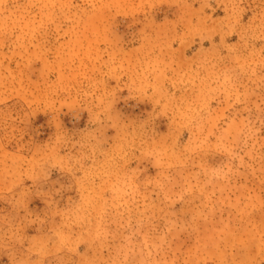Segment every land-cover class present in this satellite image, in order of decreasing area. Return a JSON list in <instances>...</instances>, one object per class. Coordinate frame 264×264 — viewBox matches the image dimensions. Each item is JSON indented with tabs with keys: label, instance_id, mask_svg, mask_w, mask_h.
Returning a JSON list of instances; mask_svg holds the SVG:
<instances>
[{
	"label": "clouds",
	"instance_id": "1",
	"mask_svg": "<svg viewBox=\"0 0 264 264\" xmlns=\"http://www.w3.org/2000/svg\"><path fill=\"white\" fill-rule=\"evenodd\" d=\"M28 4L42 25L67 14L63 0ZM171 5L186 10L152 18L126 47L119 37L68 92L71 127L38 158H9L0 264H177L181 236L197 238L184 264H264V233L248 219L259 206L249 181L264 184V0ZM11 34L0 26V48ZM33 37L21 27L13 49L27 52ZM32 197L44 208L30 209ZM231 220L246 222V239Z\"/></svg>",
	"mask_w": 264,
	"mask_h": 264
},
{
	"label": "rangeland",
	"instance_id": "2",
	"mask_svg": "<svg viewBox=\"0 0 264 264\" xmlns=\"http://www.w3.org/2000/svg\"><path fill=\"white\" fill-rule=\"evenodd\" d=\"M63 3L67 14L59 23L42 25L37 9L29 7L28 0H10L8 10L0 13V26L12 33L10 37L5 35L4 47L0 48V189L7 187L5 169L10 157L38 158L40 146L61 124L71 127V113L61 107V102L80 81L95 74L98 56L107 58L119 37H123L126 47L132 34L152 31L155 27L152 18L157 22L165 16L172 20L186 10L173 7L171 0H63ZM192 7L198 8L199 4ZM215 15L222 17L224 12L218 9ZM25 25L34 31L27 52L13 49L11 43ZM127 55L131 58L133 53L128 51ZM30 184L31 181H25V185ZM248 186L259 205L248 219L258 232L264 233V184L252 179ZM28 207L39 211L44 204L32 197ZM0 209L11 211L4 201H0ZM230 223L240 239L247 238L243 235L246 222ZM221 228L215 222L203 226V233L211 234ZM196 247L197 238L181 236L174 246L177 264L190 260ZM256 251L253 248L252 254L256 255Z\"/></svg>",
	"mask_w": 264,
	"mask_h": 264
}]
</instances>
